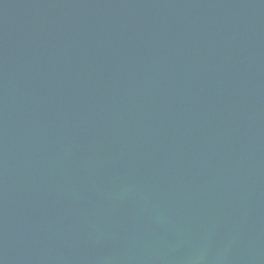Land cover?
I'll list each match as a JSON object with an SVG mask.
<instances>
[{
  "label": "water",
  "instance_id": "95a60500",
  "mask_svg": "<svg viewBox=\"0 0 264 264\" xmlns=\"http://www.w3.org/2000/svg\"><path fill=\"white\" fill-rule=\"evenodd\" d=\"M0 264H264V0H0Z\"/></svg>",
  "mask_w": 264,
  "mask_h": 264
}]
</instances>
